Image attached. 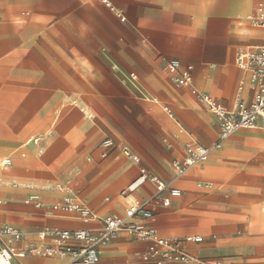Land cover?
<instances>
[{"label":"crops","instance_id":"crops-1","mask_svg":"<svg viewBox=\"0 0 264 264\" xmlns=\"http://www.w3.org/2000/svg\"><path fill=\"white\" fill-rule=\"evenodd\" d=\"M105 1L110 7L104 0H0V161L28 166L11 174L0 169V177L20 179L0 185V229L25 234L10 247L52 246L37 237L47 228L99 229L97 222L85 225L75 214L52 209L64 198L57 186H70L97 216L122 217L133 201L154 195L145 183L129 196H116L144 168L181 192L166 207L156 201L150 225L162 237H201L199 244L182 242L195 264H242V258L261 254L247 242L264 241V140L233 135L175 178L171 163L184 159L187 145H214L219 121L189 89L173 83L167 64L191 65L192 88L226 110L237 100L250 104L254 88L234 58L239 50L264 46V29L250 21L264 0ZM35 137L39 144L31 143ZM101 139L113 146L104 151ZM98 148L106 158L83 186L100 180L88 198L79 194L75 169L52 190L23 184L26 177L60 173L71 162L83 166ZM39 161L57 164L39 173ZM33 195L37 204L27 203ZM116 237L100 247L97 264H146L140 258L144 243ZM4 245L0 240V249ZM124 249L130 253L121 262ZM68 262L27 255L11 264Z\"/></svg>","mask_w":264,"mask_h":264},{"label":"built area","instance_id":"built-area-1","mask_svg":"<svg viewBox=\"0 0 264 264\" xmlns=\"http://www.w3.org/2000/svg\"><path fill=\"white\" fill-rule=\"evenodd\" d=\"M104 2L110 7L105 0ZM250 21L257 28L264 29V4L256 9L255 14L250 17ZM234 62L239 70L248 74L254 88V96L248 105L237 100L232 111L226 110L209 95L192 88L193 67L191 65H181L178 61H171L167 64V69L172 74L173 83L176 86L189 89L198 102L213 113L219 121L218 137L214 145L211 147L187 145L184 159L171 163L175 178L183 176L194 165L205 162L213 150L221 149L222 144L236 132L264 130V46L253 51H237ZM32 142L37 143L38 138L33 139ZM112 146L113 142L109 139H105L101 143L104 151ZM122 152L131 162L140 163V160L132 153L127 150ZM102 156H105L104 153ZM145 183L152 185L154 195L148 200L133 201L132 205L125 209L122 217L97 216L74 197L70 186H57V190L64 194V198L62 202L52 206V209L66 214H75L85 225L97 222L100 225L99 229L93 232L85 228H47L38 232L37 237L40 240H51L52 246L46 248L27 246L21 250H15L10 245L21 240L25 234L12 227L1 228L0 240H4L6 246L4 245L0 249V264H11L14 257L23 258L27 255L68 258L67 264H97L100 260V247L108 244L120 232H124L130 238L146 245L140 256L146 264L197 263L198 260L184 249L182 242L199 244L202 242L201 237H187L183 241L162 237L157 229L150 225L154 219L156 201L166 207L170 204L171 199L181 196L179 190L172 188L169 183L141 168L138 177L126 186L121 194H125L124 197L129 196ZM37 201L38 197L35 195L27 199V203L37 204Z\"/></svg>","mask_w":264,"mask_h":264},{"label":"rangeland","instance_id":"rangeland-1","mask_svg":"<svg viewBox=\"0 0 264 264\" xmlns=\"http://www.w3.org/2000/svg\"><path fill=\"white\" fill-rule=\"evenodd\" d=\"M87 117L89 119V121L93 118V114H90L88 113L87 114ZM219 126V124H218ZM52 131V130H51ZM219 132V130H218ZM262 134L261 136H257V135H260ZM255 135V136H254ZM235 136H245V137H248V136H254V137H259V138H263L264 140V132H253V131H249V130H241V131H238L234 134L233 137ZM231 137V138H233ZM36 138H39V137H35L34 139ZM230 138V139H231ZM40 139V138H39ZM103 139L100 140V143L102 142ZM33 143V142H31ZM38 144L40 143V141L38 140L37 142ZM41 149L38 148V152L40 151ZM108 151V150H107ZM106 151V152H107ZM105 152V153H106ZM102 154H103V151L101 148H98L97 149V156L95 159H91L90 161H86L85 164H83V166H78L76 167L74 165L75 162H71V166H67L65 168L62 169V171L60 173H57V174H51V176H41V177H26L25 180L23 181L24 183L23 184H29L31 187H34V188H41V187H45V188H52L58 184V183H63V182H66L67 181V177H66V173L68 171H70L71 169H75L76 171L80 172L79 176H78V179H79V185L81 184L82 187H80V196L85 199V198H88L90 195H92V191L93 189L95 188V185L100 181L98 179H94L91 184H92V187H90V189H87L85 190L83 186H85L87 184V180L88 178L92 179V175H95V170H97L98 168H102L101 166H98L99 162H101L102 160H104L106 157H102ZM43 156V155H42ZM5 163V164H4ZM57 162H52L51 161V166L50 164H48L47 162L45 161H39V164L37 165V168L40 170L39 173L43 172L45 169H50L51 168V172H52V169L54 168V165H56ZM19 167H28L26 165H23V166H17L15 164V162L13 160H10L8 158H3V160L0 161V169L6 171L7 173L11 174L13 173V170L15 168H19ZM67 178V179H66ZM183 178V177H182ZM19 181L20 179L16 176H13V175H10L9 177H6V178H2L0 177V185L1 186H10L14 181ZM22 180V179H21ZM127 185H125L124 187H122L117 193H116V196H120V197H124L125 194H121V191L126 187ZM79 188V187H78ZM54 192V191H53ZM108 195H104L103 198L107 197ZM86 202V201H85ZM123 213V211H122ZM120 213V214H122ZM118 214V215H120ZM119 217V216H117ZM125 235L124 232H120L117 236L119 235ZM117 237H115L114 239H112L110 243H112ZM248 244H250L251 246H253L254 248H258L257 251L258 253H261L257 256H252V257H248V258H242V264H264V241H248L247 242ZM130 253L129 250H120L119 251V254H120V257H121V262H125L128 260L127 258V255ZM259 256V257H258Z\"/></svg>","mask_w":264,"mask_h":264}]
</instances>
